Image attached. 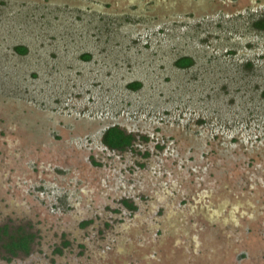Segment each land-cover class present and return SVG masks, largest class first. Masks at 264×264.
I'll use <instances>...</instances> for the list:
<instances>
[{
	"label": "rangeland",
	"instance_id": "rangeland-1",
	"mask_svg": "<svg viewBox=\"0 0 264 264\" xmlns=\"http://www.w3.org/2000/svg\"><path fill=\"white\" fill-rule=\"evenodd\" d=\"M260 17L264 0H0V264H264Z\"/></svg>",
	"mask_w": 264,
	"mask_h": 264
},
{
	"label": "trees",
	"instance_id": "trees-1",
	"mask_svg": "<svg viewBox=\"0 0 264 264\" xmlns=\"http://www.w3.org/2000/svg\"><path fill=\"white\" fill-rule=\"evenodd\" d=\"M254 26L262 31H264V17H260L254 21ZM17 51L20 54H24L27 52V48L19 46L17 47ZM84 58H90V55H85ZM194 59L190 56L180 57L176 66L180 69H188L194 65ZM131 89L137 90L141 87L140 82H133L129 85ZM264 94V93H263ZM133 136L130 134H126L118 127H110L108 128L103 135V143L111 150L124 151L128 147L132 145ZM7 226L0 228V232H6ZM31 235H22L17 238L15 242L6 245V247L16 255L19 252H23L25 254H29L31 250L32 243Z\"/></svg>",
	"mask_w": 264,
	"mask_h": 264
}]
</instances>
